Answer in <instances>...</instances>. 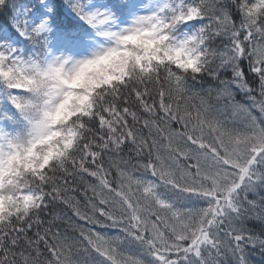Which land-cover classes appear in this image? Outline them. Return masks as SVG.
I'll return each mask as SVG.
<instances>
[{"label":"snow or ice","instance_id":"6c2138e0","mask_svg":"<svg viewBox=\"0 0 264 264\" xmlns=\"http://www.w3.org/2000/svg\"><path fill=\"white\" fill-rule=\"evenodd\" d=\"M0 264H264V0H0Z\"/></svg>","mask_w":264,"mask_h":264},{"label":"trees","instance_id":"16d2710c","mask_svg":"<svg viewBox=\"0 0 264 264\" xmlns=\"http://www.w3.org/2000/svg\"><path fill=\"white\" fill-rule=\"evenodd\" d=\"M60 3H63V0H59ZM15 3L17 5L19 4H29V5H33L36 3V0H15ZM16 9L13 8L11 5L9 6L8 9L6 10H3V15L6 19H10L13 15V12L15 11Z\"/></svg>","mask_w":264,"mask_h":264}]
</instances>
